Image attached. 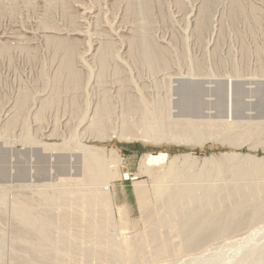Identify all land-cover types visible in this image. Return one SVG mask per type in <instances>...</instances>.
Returning a JSON list of instances; mask_svg holds the SVG:
<instances>
[{
	"label": "rangeland",
	"instance_id": "rangeland-1",
	"mask_svg": "<svg viewBox=\"0 0 264 264\" xmlns=\"http://www.w3.org/2000/svg\"><path fill=\"white\" fill-rule=\"evenodd\" d=\"M215 1L210 22L198 39L195 22L203 0H148V16L139 11V0H0V264H12L24 253L23 243L12 238L13 230L21 226L13 210L17 197L40 203L43 195L55 194L58 198L48 208L52 215H75L91 224L105 221L109 210L113 226L108 235L135 243L133 236L140 233L147 252L148 227L160 222L154 215L147 226L137 195L145 191L155 210L156 189L179 180L170 181L169 170H188L192 183L214 191L219 183H235L226 170L203 176L225 158L249 167L261 160L264 170V0H241L244 14L235 19H230L231 0ZM43 29L50 31L48 36L68 40V33L80 34L73 36V67L81 74V85L67 84V75L60 73L65 51L52 45ZM140 33L163 48L165 69L133 59L129 39ZM11 34L18 40H8ZM104 41L111 43L115 56L110 53L103 71L95 49ZM24 95L28 100L20 111ZM104 102L107 113L101 111ZM146 107L154 112L155 127L201 129L203 136L194 140L162 130L147 133ZM96 116L104 121L102 133L91 128ZM86 149L102 158L108 173L103 180L86 182ZM158 152L168 154L166 161L149 172L140 171L143 157ZM243 182L259 189L264 176ZM196 197H201L200 191ZM95 198L99 204L93 203ZM263 221L218 236L189 253L132 264H264ZM161 225L160 233L177 240L167 224ZM53 228L57 245H52L56 254L52 264H108L98 255L104 242L95 235L88 240L74 223ZM116 256L121 264L124 255Z\"/></svg>",
	"mask_w": 264,
	"mask_h": 264
},
{
	"label": "bare ground",
	"instance_id": "bare-ground-1",
	"mask_svg": "<svg viewBox=\"0 0 264 264\" xmlns=\"http://www.w3.org/2000/svg\"><path fill=\"white\" fill-rule=\"evenodd\" d=\"M240 1L241 0H231V5H230L231 6L230 7V9H231L230 10L231 11L230 17L231 18L230 19H235L238 16H240L241 14H244V13H242V9H241L242 4ZM139 2H140V10L139 11H141V13H144L145 16L146 15L148 16L149 15V8H150L149 7L150 4L148 5V0H139ZM213 2L216 3L215 0H203V2H202L203 5L201 6V10H199L200 14L197 15L196 22H195V30H196L198 39H201L200 37H201L202 32L206 29L207 25L209 24L208 22H210L208 20L209 19L208 16L210 14L209 10H210V7L213 4ZM213 5H215V4H213ZM255 10L256 9H253L252 11L254 12ZM243 12H244V10H243ZM255 12H257V11H255ZM137 14H138V11H137ZM252 14H255V13H252ZM253 16H255V15H253ZM259 17H261V16H259ZM43 30H45V29H43ZM49 32L50 31L45 30V31H42V34L45 35L46 38H49L50 43L52 45H54L56 48H58L59 51H60V49H62L61 51H65V53L63 55L62 65L60 68V73L62 71H64L63 73H65L67 75V82H68L67 84L68 85L71 84L73 87L74 86L76 87L77 85L80 84L79 80H81L82 78H80L81 74L78 73L77 70H75V68H74L75 66L73 67V65H75L73 62L74 61L73 60V57H74L73 52L75 51L74 49L76 47L75 46L76 40L73 39V36L78 35L79 33H77V32L76 33L72 32L70 34L68 33L67 36L70 38L68 40V39H63L60 37L48 36L47 33H49ZM81 33H82V31H81ZM12 34L7 37L8 40L9 39L14 40V41L18 40V36H15ZM15 34H16V32H15ZM100 35L98 34V36H100ZM136 35L137 36L132 35V38L129 39L130 41L128 44L132 48V52L134 51V55L131 54L133 56V59L135 57V58H138L140 61H142V60L146 61V62L148 61L149 63L147 62V64H151L152 66H150V67H152V68L159 67V68L165 69L167 67L168 62H167V55H165V53L163 52L164 51L163 48L160 49L159 45H157V43L153 42V40L148 38L147 35L146 36L145 35L142 36V34L141 35L136 34ZM80 42H81V40H80ZM5 48H7V47H5ZM111 49H112V45L109 41H106V42L104 41L102 43H99L97 48L95 49L96 51L99 52L97 54L98 55V62H99V65L103 71L107 65V62H109L111 55L114 54L113 50H111ZM3 51H5V50H3ZM88 51H90V50H88ZM110 53H111V55H110ZM94 55L96 56V54H94ZM114 56H115V54H114ZM75 58H76V56H75ZM77 58H79V57H77ZM115 59H117V58H115ZM112 60H113V58H112ZM94 63H95V61H94ZM101 68L99 70H101ZM65 74H63V75H65ZM99 76H100V74H99ZM100 77L98 79L101 80V78H103V77H101V78ZM104 80H106V79H104ZM57 85H58V83H57ZM59 85H60V83H59ZM54 87H56V85ZM67 87H69V86H67ZM57 92L59 93L60 91H57ZM54 94H56V92ZM57 95H59V94H57ZM59 97H60V95H59ZM26 98L27 97L24 95L20 99L19 106H18V109H20V111H21V108L24 105L25 101L28 100V99L26 100ZM104 98H106V97H104ZM18 101H19V99H18ZM51 102H52V99L45 101L43 104L44 108H47L48 106H50ZM106 103L107 102H104V104L102 106V110H101L102 112H105V113H107L109 111V108L107 110V104ZM17 104H18V102H17ZM130 106H132V105H130ZM16 110H17V107H16ZM106 110H107V112H106ZM150 110L153 111L152 109H150ZM150 110L147 111V107H146L147 113L145 110L144 111L146 114L143 113L145 115L143 117L144 118L143 122L145 121V119H146L145 123L147 122L146 124L144 123L146 125L145 131L149 134H155V133H158L159 131L162 130L163 133H166L168 136L185 137L188 139L192 138L194 140H199L203 136V132L201 129H189V130L176 131L175 128L173 127V125H170V124L169 125L166 124L165 127H167V125H168L166 130H164V128L160 129L157 126L155 127L153 122H151V117H153L154 112H151ZM41 112H42V110H41ZM100 114H101V116L103 115L101 112H100ZM97 116L95 117V121H94V118H93V120H91L94 122V125L91 124L94 127H91V126L90 127L93 128V131H96L97 133H102V131H104V130H102V125H103L102 123L104 121L100 120L102 122V123H100V121L98 119H100L101 116H99L98 118H97ZM103 118H102V120H103ZM127 119H125V120H127ZM13 121H14V119H13ZM125 125H126V122H125ZM127 126H129V125H127ZM127 126H125L124 128L126 129ZM90 127L88 126V128H90ZM143 127H144V125H143ZM125 132H126V130H125ZM251 132H252V130H251ZM251 132H249V133H251ZM249 133H246V135ZM256 133H258V131ZM251 134H254V132ZM97 136H99V135H97ZM90 150L89 149L85 150V152L87 153V156L85 158V165H84L85 166V180L88 183H95V182H98V181L106 178L108 176L107 175L108 173L104 169L103 163H101L102 158L100 156H97L96 154L94 155L93 152ZM167 158H168V154L165 152L148 153L143 157L140 171L149 172L151 170L152 166L163 163L164 161H166ZM262 160H264V158H262ZM260 162H261V160H256V161H254L255 165L249 167L242 162H238V161L234 162L232 158H225L221 162V165L217 169H213V170L203 174V176H205V177H212L213 175H216V172H219V171L222 172L223 170L224 171L226 170L228 173H230L231 177H234L236 179L235 183L229 184V185L228 184L226 185L225 182L223 183L221 181L223 184L219 183L221 186L219 185L220 187H218V189L216 191L212 190L210 187L205 186L202 183H196V182L192 183L191 173L188 170L182 171L183 170L182 169L181 170L182 172H175L173 170H169L168 174H167L168 179H170V181L173 180L172 182H174V179H177V180L179 179V180H178V182H174V184L169 183V185H166L164 187H160V188L156 189V192H154V198L157 202V204H156L157 208H156V206H154L156 208L155 210L149 205L148 196H147L146 192L140 191L137 196H138V200H139V205H140V210H141V214L143 217V221H145L146 224H148L147 226H149V224L153 220L154 215H157L159 217V222H160L158 227L163 226L161 224H164V226L166 227L165 224H167L168 225L167 226L168 233L172 234L174 232L175 233L174 237L177 238V240H174V242H173V240L171 241L173 236L171 238L169 236V234H167V233L166 234L160 233L158 231V227H151L150 226V227H148L149 230L147 232L145 231L146 233H148L147 238H149V240H150V241L147 240L148 242H150V245L147 242L148 243L147 245L150 246V248L147 252L144 251V248H143L144 242H143V239H141L142 235L140 236V233H139V235L136 234L133 236V240L135 243H131V241H128V240L116 241V240H113L108 235L107 231H108L109 227L112 225V221H111L112 217H111V214L109 213L110 212L109 210H108L107 218L105 217L106 218L105 221H103L99 224L98 223L91 224V223H88L86 220H84L85 218L79 219V218H77V216L74 217L75 215L72 216V215L66 214V215H61L60 217L54 216L56 213L54 215H52V213H51L52 210L49 211L48 208H50L56 202L57 196H55L54 193H53L54 195H52V196L43 195L42 199L40 198L42 201H39L37 199L38 202L42 203L43 205H40V203L36 202L38 204L37 205L34 201V198L33 199H25V198H20V197L18 198L17 197V199H15V203L13 202L14 203L13 204L14 205L13 210H14V215L20 221L19 222L20 224L18 225V227L20 225L21 226L19 228H16L15 230H13L12 238H14L18 241H21L23 243L24 248L23 247L22 248L24 250L22 249V251H24V253H23L24 255L22 254V257H19V258L14 257V260H12V264H49V263L52 264V262L54 260H56V254H55L54 249L52 247V245L54 246V243L56 244V242H54V240L52 238V233H53L52 230L54 229L53 227H56L62 223L63 224H68V223L73 224L74 223L75 225H77V227H79V228L81 227L80 233L82 234V236H84V237L89 236V238H90L91 235H95V239L98 238L97 241L99 239L102 240L104 242V245L101 244L102 249H101V251L98 252L99 253L98 255H101V257H103L108 264H118L116 262L119 260L118 259L119 257L116 256L118 254H121L122 256L124 255L123 259L120 258V261L122 260L121 264H132V263H136L139 261H142V263H143V261H145V262L161 261V260H165L169 256H178V255H181L184 253H189V251H191V252L193 250L195 251V249H197V248L200 249V247H202V246L204 247V245L209 243L210 240H213L214 238H217L218 236L226 235V234H230V233L232 234L242 227H247V226L249 227L252 224L254 225L255 222L259 221L260 219L264 220V186H262V184H261V185H259L261 187L260 188L258 187L259 189H257V188L255 189V187L250 186L251 184L249 185V184L243 182V180H245L249 177L264 176V170H262L260 165H259ZM125 176H128L127 173L125 174ZM86 191H87V189H86ZM196 191H200V194H201L200 198L196 197ZM87 197H88V195H87ZM100 199L102 202H105V200L103 198L100 197ZM92 200H93L94 204L100 203L99 199H97V198L92 199ZM108 201H109V199H108ZM36 205L41 206V208L35 207ZM119 212H121V211H119ZM167 217H170V219L166 221ZM127 219L122 218V220L125 221V223H128ZM154 226H155V224H154ZM248 232L253 235V233H252L253 231H248ZM146 233H145V235H146ZM254 234H255V231H254ZM252 235H250V236H252ZM227 236H229V235H227ZM89 238L87 237L88 240H89ZM95 239H94V241L92 239H90V241L92 240V242L94 243V242H96ZM121 239H123V238H121ZM244 239H245V237H244ZM247 239L249 241V237L246 238L245 242L247 241ZM55 241H56V239H55ZM242 244H243V242H242ZM47 245L49 246L48 247L49 249L44 248ZM55 251H56V249H55ZM20 253H22V252H20ZM89 254H90V252H89ZM15 256H16V254H15ZM116 257L118 260L116 259ZM13 261H14V263H13Z\"/></svg>",
	"mask_w": 264,
	"mask_h": 264
}]
</instances>
